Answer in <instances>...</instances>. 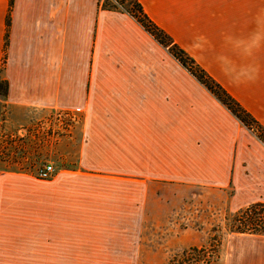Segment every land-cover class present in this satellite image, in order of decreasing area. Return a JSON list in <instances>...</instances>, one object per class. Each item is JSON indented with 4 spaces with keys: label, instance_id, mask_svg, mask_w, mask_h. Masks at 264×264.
Masks as SVG:
<instances>
[{
    "label": "crops",
    "instance_id": "0c3cea01",
    "mask_svg": "<svg viewBox=\"0 0 264 264\" xmlns=\"http://www.w3.org/2000/svg\"><path fill=\"white\" fill-rule=\"evenodd\" d=\"M138 2L264 126V0ZM178 66L100 0H0L6 130L75 112L76 170L114 182V194L84 204L80 189L53 194L51 180L0 171V264L144 260L147 229L176 225V209L188 211L196 194L233 213L264 203V143ZM224 236L223 264H264V236ZM156 244L149 257L160 260L170 251Z\"/></svg>",
    "mask_w": 264,
    "mask_h": 264
},
{
    "label": "rangeland",
    "instance_id": "374dc122",
    "mask_svg": "<svg viewBox=\"0 0 264 264\" xmlns=\"http://www.w3.org/2000/svg\"><path fill=\"white\" fill-rule=\"evenodd\" d=\"M178 75L179 77L191 76L180 65L178 66ZM5 112V107L0 106V113H2V115L0 114V171H24L39 178L37 176L38 169L44 164L50 163L54 167V172L46 180H51L49 184L53 194H59L58 191L61 189L77 188L83 191L84 204L96 203L100 198L97 191L110 190L111 193L108 194H114L112 193L114 182H109L105 178L99 180L100 177L94 175L92 170H76L73 162L74 143L71 141L69 144L68 140L74 139L75 126L80 120L79 115L75 112L52 111L32 125L15 131L6 130L3 123ZM71 173H76L77 179L81 178L82 181L75 183ZM57 178L60 180L57 181ZM46 183L48 184V181ZM178 200L181 201L180 196ZM185 206L181 205L179 210L176 209L178 215L176 225L166 223L161 230L147 229L149 235L147 236L148 243L145 246L148 247V255L144 260H108L89 263L164 264L171 253H179L192 246L204 245L211 236H215L218 240L222 238L223 264L226 255L224 235L228 232L225 227V217L229 218L233 211L225 207L223 200L220 201L217 196L210 198L202 194L195 195L193 203L189 204L188 211L187 208H184ZM152 232H154L153 235H151ZM156 241L162 245L163 252L170 251L166 253V257L160 260L149 257V255L151 256L149 250L154 248Z\"/></svg>",
    "mask_w": 264,
    "mask_h": 264
},
{
    "label": "trees",
    "instance_id": "16d2710c",
    "mask_svg": "<svg viewBox=\"0 0 264 264\" xmlns=\"http://www.w3.org/2000/svg\"><path fill=\"white\" fill-rule=\"evenodd\" d=\"M100 7L119 10L131 16L159 45L214 96L242 125L251 130L264 143V126L256 120L236 99L215 81L198 63L144 12L138 0H100ZM8 91V83L0 78V106ZM2 115V113H0ZM231 217V218H230ZM225 218L230 232L264 236V203L254 202ZM220 237V236H219ZM220 239V238H219ZM220 240L211 236L208 242L192 246L173 255L167 264H218Z\"/></svg>",
    "mask_w": 264,
    "mask_h": 264
},
{
    "label": "built area",
    "instance_id": "2783aa9c",
    "mask_svg": "<svg viewBox=\"0 0 264 264\" xmlns=\"http://www.w3.org/2000/svg\"><path fill=\"white\" fill-rule=\"evenodd\" d=\"M54 172V167L52 164L50 163H46L44 164L41 168L38 169L37 171V176L40 178V179H48L52 176Z\"/></svg>",
    "mask_w": 264,
    "mask_h": 264
}]
</instances>
